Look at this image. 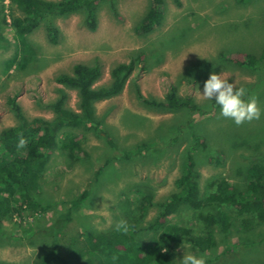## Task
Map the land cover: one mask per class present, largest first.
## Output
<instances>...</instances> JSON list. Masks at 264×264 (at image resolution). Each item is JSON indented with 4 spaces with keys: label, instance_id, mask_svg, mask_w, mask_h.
Instances as JSON below:
<instances>
[{
    "label": "rangeland",
    "instance_id": "obj_1",
    "mask_svg": "<svg viewBox=\"0 0 264 264\" xmlns=\"http://www.w3.org/2000/svg\"><path fill=\"white\" fill-rule=\"evenodd\" d=\"M150 2L102 1L98 6L94 31L84 25L81 12L52 17L51 21L61 33L57 44L48 42L46 20H43L28 35L37 59L24 71L11 69L8 74L2 73L3 60L14 53L15 42L13 29L9 26L4 29L9 45L0 49V130L17 123L8 105V97L13 95H16L23 114L29 118H49L51 111L44 104L54 99L60 88L68 94L67 106L75 109L76 92L54 81L58 73L70 74L74 63L93 65L96 64L93 60H98L101 75L96 84L100 85L108 82L112 66L131 57L136 60L124 89L115 96L97 101L95 109L97 118L115 142L114 155L122 157L131 151L138 153H133L130 160L110 159L100 177L92 181L90 174L103 164V151L106 149L92 131L87 132L83 143L92 153L87 159L72 160L61 150L52 151L43 186L44 197L42 192L40 200L50 198L57 203L83 190L86 195L84 208L81 206L73 214L71 234H76V229L82 227L81 222L98 230L128 224L133 219L128 212L135 217L138 214V195L135 196L130 189L135 184L153 200H161L174 190V179L180 171L189 143L187 129L206 138L212 148L221 147L225 152V159L219 164L206 158L208 151L192 155L201 172L199 184L202 194L206 191V179L215 175L234 178L254 163L252 161L261 160L264 156V72L251 71L218 57L220 51L229 55L261 53L264 48V0H249L244 4L237 0H162V23L149 33L138 35L133 27L143 17ZM4 5L8 15L10 0H4ZM11 9L14 14L20 15L15 7ZM141 66H144L143 69ZM212 72H221L236 87L243 86L246 89L245 100L255 97L261 109L259 119L237 126L231 119L221 116L212 101L202 100L198 91H202L204 81ZM134 81L145 97L155 99L163 98L170 86L175 85L179 94L191 96L200 110L188 114L187 118L186 108L177 113L138 102L132 86ZM177 122L184 124L183 129L178 140L168 145L166 141L172 137L168 136L178 133ZM76 132L82 134L80 130ZM141 141L146 143L144 154H140ZM223 209L233 217L229 233L225 237L215 228L216 248L195 254L208 258L221 253L225 243H228L229 252L208 264L231 261L264 264V242L259 243L264 236V222L256 223L252 231L245 232L252 243L248 249H241L237 245L243 232L240 230V214L231 207L224 206ZM147 210L140 226H147L149 221H153L157 208L150 206ZM50 216L51 211H48L40 220L47 222ZM172 220L192 225L195 229L201 225L195 220L193 211L185 207ZM15 221L18 222L19 218L14 217L12 221L1 224L4 236L0 239V264H29L33 259L35 241L24 238ZM184 251L194 254L187 247ZM179 252L180 258L183 247L179 248Z\"/></svg>",
    "mask_w": 264,
    "mask_h": 264
},
{
    "label": "trees",
    "instance_id": "obj_2",
    "mask_svg": "<svg viewBox=\"0 0 264 264\" xmlns=\"http://www.w3.org/2000/svg\"><path fill=\"white\" fill-rule=\"evenodd\" d=\"M102 1L104 0H10V22H7L4 0H0V49H6L9 45L4 32L7 26L13 29L15 42L14 53L3 60L2 73L8 74L11 69L24 71L37 59L36 50L28 40V35L43 20H46L45 30L50 44H57L61 39L58 27L51 21L52 17L81 12L84 25L88 30L94 31L98 6ZM150 1L149 8L133 27L138 35L151 32L163 21L162 0ZM248 1L237 0L242 4ZM12 7L19 10L20 15L14 14ZM218 57L224 62H232L251 71L264 72V48L258 55H229L220 51ZM93 61L96 64L74 63L70 74L58 73L54 77L56 83L76 92L75 109L67 106L68 94L62 88L54 99L44 104L51 111L49 118L26 117L16 95L8 97V105L17 123L0 130V239L4 236L1 224L16 217L19 221L15 222L24 238L35 241L34 256L29 264H177L176 258H179V248L182 246L190 245L187 248L194 254L204 253L213 251L218 245L215 228L223 236H227L233 217L223 209L226 206L240 214V230L243 232L237 245L241 249H248L252 242L245 232L252 231L256 223L264 222V156L261 160L252 161L254 163L234 178L215 175L206 179V191L202 194L199 184L201 172L192 155L208 151L206 158L219 164L225 159V152L221 147L212 148L206 138L190 129H187L189 143L183 154L180 171L174 179L175 189L163 199L153 200L152 196L144 195L138 184H135L130 189L135 196L138 195V214L135 217L128 212L133 219L128 224H121L122 227L111 225L98 230L81 222L82 227L76 229V234L69 233L73 214L81 206L84 208V190L57 203L50 198L40 200L42 192L44 197L43 186L52 151L61 150L72 160L82 157L87 159L92 153L87 151L83 143L89 131L106 146L103 164L90 174L92 181L100 177L110 159L116 157V160H130L133 153H138L131 151L132 153H125L122 157L114 155L115 142L97 118L95 109L97 101L115 96L124 89L136 66V60L131 57L126 62L112 66L108 82L100 85L96 83L101 75V66L98 60ZM141 67L143 69L144 66ZM132 86L138 102L177 113L186 108L187 118L188 114L200 110L193 98L180 95L175 85H171L161 99L145 97L135 81ZM211 103L218 108L214 102ZM177 123L178 133L168 136H172L166 141L168 145L178 140L183 129L184 124ZM77 130L82 134L79 135ZM145 145L144 141L140 142V154H144ZM150 206L157 208L153 221H149L147 226H140ZM184 207L192 210L195 220L201 223L198 229L172 220ZM48 211H51L48 221H41L40 218L44 219ZM261 242H264V236L259 239V243ZM225 244L221 253L205 258L206 264L229 252L230 245ZM226 264L237 263L231 261Z\"/></svg>",
    "mask_w": 264,
    "mask_h": 264
},
{
    "label": "clouds",
    "instance_id": "obj_3",
    "mask_svg": "<svg viewBox=\"0 0 264 264\" xmlns=\"http://www.w3.org/2000/svg\"><path fill=\"white\" fill-rule=\"evenodd\" d=\"M199 97L204 101H212L219 108V114L231 119L237 126L242 123L259 119L261 109L257 105L255 97L244 99L246 89L243 86L236 87L229 82V77L212 72L203 83L202 91H198ZM122 227V225L120 226ZM177 260V264H206L203 255H195L185 252Z\"/></svg>",
    "mask_w": 264,
    "mask_h": 264
},
{
    "label": "built area",
    "instance_id": "obj_4",
    "mask_svg": "<svg viewBox=\"0 0 264 264\" xmlns=\"http://www.w3.org/2000/svg\"><path fill=\"white\" fill-rule=\"evenodd\" d=\"M6 20H7V22H10V19H9L8 15H7V19Z\"/></svg>",
    "mask_w": 264,
    "mask_h": 264
}]
</instances>
